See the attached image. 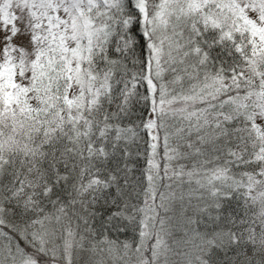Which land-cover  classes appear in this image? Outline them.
<instances>
[{
    "label": "snow or ice",
    "instance_id": "6c2138e0",
    "mask_svg": "<svg viewBox=\"0 0 264 264\" xmlns=\"http://www.w3.org/2000/svg\"><path fill=\"white\" fill-rule=\"evenodd\" d=\"M0 264H264V0H0Z\"/></svg>",
    "mask_w": 264,
    "mask_h": 264
}]
</instances>
